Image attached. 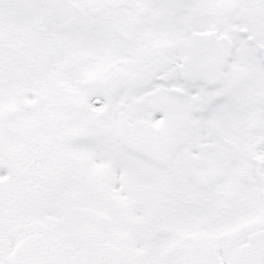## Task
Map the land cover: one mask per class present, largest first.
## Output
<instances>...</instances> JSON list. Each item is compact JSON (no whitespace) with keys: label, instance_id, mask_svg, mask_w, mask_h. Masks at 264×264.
<instances>
[{"label":"snow or ice","instance_id":"snow-or-ice-1","mask_svg":"<svg viewBox=\"0 0 264 264\" xmlns=\"http://www.w3.org/2000/svg\"><path fill=\"white\" fill-rule=\"evenodd\" d=\"M0 264H264V0H0Z\"/></svg>","mask_w":264,"mask_h":264}]
</instances>
